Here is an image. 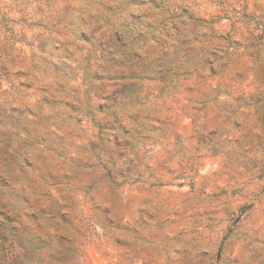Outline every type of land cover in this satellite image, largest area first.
Here are the masks:
<instances>
[{"label":"rangeland","instance_id":"1","mask_svg":"<svg viewBox=\"0 0 264 264\" xmlns=\"http://www.w3.org/2000/svg\"><path fill=\"white\" fill-rule=\"evenodd\" d=\"M0 264H264V0H0Z\"/></svg>","mask_w":264,"mask_h":264}]
</instances>
